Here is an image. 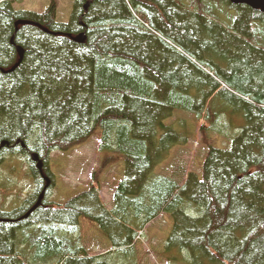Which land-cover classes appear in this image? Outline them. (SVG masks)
Returning <instances> with one entry per match:
<instances>
[{
  "label": "trees",
  "instance_id": "obj_1",
  "mask_svg": "<svg viewBox=\"0 0 264 264\" xmlns=\"http://www.w3.org/2000/svg\"><path fill=\"white\" fill-rule=\"evenodd\" d=\"M226 7L232 16H220ZM70 19L56 20L55 0L43 14L0 0V157H28L42 184L17 211L0 208V264H136L137 236L163 213L172 230L161 258L264 264V14L227 0H76ZM17 47L23 57L11 72ZM175 111L193 114L199 132L223 127L232 138L229 149L208 148L199 173H155L187 144ZM97 129L99 151L125 164L112 209L94 183L48 203L49 153ZM84 217L101 229L107 254L90 256L75 238Z\"/></svg>",
  "mask_w": 264,
  "mask_h": 264
},
{
  "label": "rangeland",
  "instance_id": "obj_2",
  "mask_svg": "<svg viewBox=\"0 0 264 264\" xmlns=\"http://www.w3.org/2000/svg\"><path fill=\"white\" fill-rule=\"evenodd\" d=\"M10 2L16 10L43 14L49 8L51 0H10ZM75 2L76 0H55L58 22L67 24L71 21V12H73ZM219 13L220 16L224 13H229L232 16L228 7L220 8ZM221 19L226 25L229 23V18ZM257 28L260 30L261 39L264 42V24L258 25ZM197 66L201 68L200 65L197 64ZM228 114L229 116L233 115L229 111ZM176 117L185 121L183 126L180 122H175V127H186L187 144L173 148L166 164L157 167L155 173L165 175L170 170L169 175L173 171L182 172L185 176L190 172L199 173L208 147H229V143L231 144L223 136H218L215 131L199 132L200 123L193 114L175 111L171 119ZM171 119L167 120V125ZM233 122L239 123L238 118L235 117ZM221 130L223 135L229 134L228 128L221 127ZM99 140L100 132L97 129L87 142L72 151L68 153L54 151L50 154L48 170L52 176L54 187L49 193L47 192V200L54 203L52 205L61 206L82 193L88 187L92 173L101 169V164L104 161L101 173L96 179H99V198L107 210L111 209L113 191L124 176V159L122 155L110 150L97 151ZM107 159L111 160L106 161ZM0 160V206L6 210H12L33 193L34 181L29 174L28 157L11 155L5 150L1 151ZM160 168L162 169L160 170ZM44 178L47 179L46 174H44ZM44 185H46V181ZM171 230L172 220L167 213L161 214L158 219L146 226L140 240L135 244L137 248L133 259L136 264H184V262L172 263L159 256L160 252L164 253V244ZM79 231L82 233V239L90 255H101L102 252L108 250V246H102V251L98 248V244H102L104 242L102 239L105 237L98 225L90 219L86 217L80 219ZM105 241L107 242L106 238ZM87 242L94 244L96 248H93L92 245L88 246ZM174 255H176L175 251L169 254V256ZM129 260L125 258L123 261L128 262Z\"/></svg>",
  "mask_w": 264,
  "mask_h": 264
},
{
  "label": "water",
  "instance_id": "obj_3",
  "mask_svg": "<svg viewBox=\"0 0 264 264\" xmlns=\"http://www.w3.org/2000/svg\"><path fill=\"white\" fill-rule=\"evenodd\" d=\"M229 2L232 5H242V6H246L248 8H251L255 11H260L261 13L264 14V0H229ZM25 24H29V22L26 21H19L18 23H16V27L19 25H25ZM80 38H82V36H79ZM18 56H19V60L18 63L16 64V66H14L10 71H13L21 62L22 60V51L18 49ZM33 161H37L38 159H32ZM41 166V164H39V167Z\"/></svg>",
  "mask_w": 264,
  "mask_h": 264
},
{
  "label": "bare ground",
  "instance_id": "obj_4",
  "mask_svg": "<svg viewBox=\"0 0 264 264\" xmlns=\"http://www.w3.org/2000/svg\"><path fill=\"white\" fill-rule=\"evenodd\" d=\"M85 8H86V7H85ZM37 26H38V25H37ZM45 31H46V30H45ZM81 40H82V39H81L80 37H78V38L75 39V41L78 42V43L82 42ZM18 49L22 51V57H23V50H22V48H21V47H17V54H18ZM17 67H18V66H17ZM15 69H16V68H15ZM9 70H10V69H9ZM5 72H6V71H5ZM11 72H12V71H11ZM2 147H3V145H2ZM31 158H32V159H33V158H34V159H38L37 155H35V154H32ZM42 167H43V164H42ZM43 174H44V173H43V170H42V175H41V176H43V178H44V175H43ZM44 180L47 181V179H45V178H44ZM47 182H48V181H47Z\"/></svg>",
  "mask_w": 264,
  "mask_h": 264
},
{
  "label": "flooded vegetation",
  "instance_id": "obj_5",
  "mask_svg": "<svg viewBox=\"0 0 264 264\" xmlns=\"http://www.w3.org/2000/svg\"><path fill=\"white\" fill-rule=\"evenodd\" d=\"M44 173V172H43ZM42 177V176H41Z\"/></svg>",
  "mask_w": 264,
  "mask_h": 264
}]
</instances>
